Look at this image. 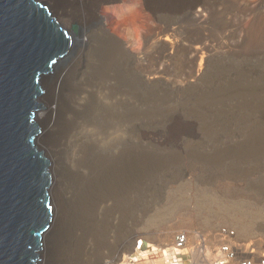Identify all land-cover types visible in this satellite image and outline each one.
I'll return each instance as SVG.
<instances>
[{"label": "rangeland", "instance_id": "1", "mask_svg": "<svg viewBox=\"0 0 264 264\" xmlns=\"http://www.w3.org/2000/svg\"><path fill=\"white\" fill-rule=\"evenodd\" d=\"M135 1L134 37H122L152 119L141 129L137 240L175 248L178 231L229 227L264 245V0Z\"/></svg>", "mask_w": 264, "mask_h": 264}, {"label": "bare ground", "instance_id": "2", "mask_svg": "<svg viewBox=\"0 0 264 264\" xmlns=\"http://www.w3.org/2000/svg\"><path fill=\"white\" fill-rule=\"evenodd\" d=\"M37 1L70 38L67 53L41 78L38 100L46 109L35 116L42 128L37 143L52 174V222L40 264H184L176 247L137 243L141 129L152 119L140 112L137 56L122 37L134 34L136 1ZM146 4L177 10L182 0ZM176 128V134L190 130Z\"/></svg>", "mask_w": 264, "mask_h": 264}, {"label": "water", "instance_id": "3", "mask_svg": "<svg viewBox=\"0 0 264 264\" xmlns=\"http://www.w3.org/2000/svg\"><path fill=\"white\" fill-rule=\"evenodd\" d=\"M69 43L46 5L0 0V264L41 262L52 222V174L35 116L46 109L38 100L41 78Z\"/></svg>", "mask_w": 264, "mask_h": 264}, {"label": "built area", "instance_id": "4", "mask_svg": "<svg viewBox=\"0 0 264 264\" xmlns=\"http://www.w3.org/2000/svg\"><path fill=\"white\" fill-rule=\"evenodd\" d=\"M194 235L192 239L191 233H175L174 247L184 251V264H264V245L241 239L229 227Z\"/></svg>", "mask_w": 264, "mask_h": 264}]
</instances>
